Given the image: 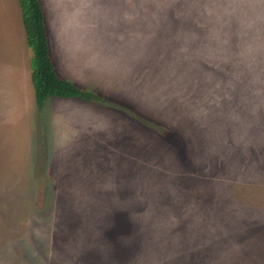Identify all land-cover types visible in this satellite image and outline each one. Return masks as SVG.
I'll list each match as a JSON object with an SVG mask.
<instances>
[{"label":"rangeland","instance_id":"obj_1","mask_svg":"<svg viewBox=\"0 0 264 264\" xmlns=\"http://www.w3.org/2000/svg\"><path fill=\"white\" fill-rule=\"evenodd\" d=\"M41 1L102 100L0 0V264H264V0Z\"/></svg>","mask_w":264,"mask_h":264},{"label":"trees","instance_id":"obj_2","mask_svg":"<svg viewBox=\"0 0 264 264\" xmlns=\"http://www.w3.org/2000/svg\"><path fill=\"white\" fill-rule=\"evenodd\" d=\"M18 2L27 45L33 52L31 78L38 109L43 110L49 98H78L86 102L101 101V97L95 92L79 87L76 83L61 77L57 72L51 57L49 33L42 1L18 0Z\"/></svg>","mask_w":264,"mask_h":264}]
</instances>
